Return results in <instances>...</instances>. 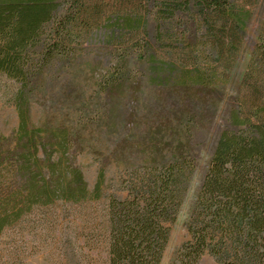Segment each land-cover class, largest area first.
Listing matches in <instances>:
<instances>
[{
  "label": "trees",
  "instance_id": "trees-1",
  "mask_svg": "<svg viewBox=\"0 0 264 264\" xmlns=\"http://www.w3.org/2000/svg\"><path fill=\"white\" fill-rule=\"evenodd\" d=\"M142 6L103 24L83 0H0V75L18 85L17 127L7 136L0 132V235L36 209L99 202L105 168L114 162L123 167L119 191L126 195L106 199L108 264H160L204 136L221 112L176 260L198 264L209 255L219 264H264V0L261 42L242 79L245 85L254 67L263 77L249 107L225 98L221 82L241 48L250 9L234 0H145ZM97 37L105 48H117L102 82L104 117L114 130L133 133L107 145L89 191L77 164L84 142L66 126L32 124L30 97L43 77L76 56L78 45ZM130 83H145L154 95L140 104L142 91L135 93L139 110L119 120L111 95Z\"/></svg>",
  "mask_w": 264,
  "mask_h": 264
},
{
  "label": "rangeland",
  "instance_id": "rangeland-1",
  "mask_svg": "<svg viewBox=\"0 0 264 264\" xmlns=\"http://www.w3.org/2000/svg\"><path fill=\"white\" fill-rule=\"evenodd\" d=\"M234 1L237 5L250 9L252 18L245 29V37L236 60L228 71L226 80L221 82L222 91L225 98H231L236 107H249L257 97L253 87L263 85V77L256 67L249 72L248 82L245 85L242 82L251 64L253 50L261 42L263 0ZM83 4L93 19L104 24L116 15L139 13L138 9L145 5V0H83ZM131 44L129 42L128 46ZM77 49L76 56L69 63L57 66L43 77L38 90L30 97V122L36 126L47 122L51 126H66L84 142V151L77 157V164L89 191H92L107 145L119 139V134L122 137V132L128 136L133 131L130 130L131 127L127 128L128 131H120V128L114 130L104 117L108 101L102 91V82L110 64L116 63L113 56L117 53V48H105L97 37L83 42ZM130 49L128 52H133ZM135 60L136 55L130 62L131 73L137 69ZM133 83L111 95L119 120H123L131 109L139 110V105L148 93L154 95V90L149 89V92L145 83L141 86ZM17 87L14 81L0 75V132L6 136L18 124L14 104ZM138 91H142L140 104L135 100V93ZM222 119L221 112H218L204 136L206 141L200 150L195 173L176 220L170 226L169 240L160 264H178L177 253L188 240L186 224L207 171L213 145L222 127ZM122 173L123 167L117 163L112 162L106 166L103 198L99 202H86L77 206L57 203L49 208H39L17 225L4 230L0 235V264H108L104 208L109 195L125 197L126 193L119 191ZM198 264L219 263L205 255Z\"/></svg>",
  "mask_w": 264,
  "mask_h": 264
}]
</instances>
